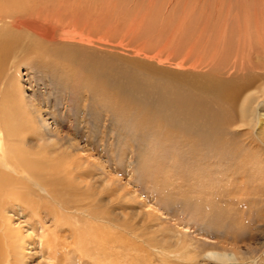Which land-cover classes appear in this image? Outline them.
<instances>
[{
	"label": "rangeland",
	"instance_id": "rangeland-1",
	"mask_svg": "<svg viewBox=\"0 0 264 264\" xmlns=\"http://www.w3.org/2000/svg\"><path fill=\"white\" fill-rule=\"evenodd\" d=\"M70 1L29 2L61 8L77 32L55 56L13 51L0 69V128L20 130L31 157L56 144L49 158L74 160L81 179L52 166L69 175L64 198L89 193L102 220L82 223L117 237L93 239V262L264 264V101L243 107L199 88L264 84V0H81L85 11ZM90 4L102 20L80 40L70 16L97 22ZM29 8L20 16H35ZM25 214L13 204L12 226L37 239Z\"/></svg>",
	"mask_w": 264,
	"mask_h": 264
},
{
	"label": "bare ground",
	"instance_id": "bare-ground-1",
	"mask_svg": "<svg viewBox=\"0 0 264 264\" xmlns=\"http://www.w3.org/2000/svg\"><path fill=\"white\" fill-rule=\"evenodd\" d=\"M32 1L40 2L41 0H0V69L2 67L5 68L7 63L11 59H14L12 54L16 49H19L21 52L28 51L26 56L34 54L46 57L55 56L56 52H54L53 45L61 43L66 39L65 37L72 36L73 32H77L75 28L68 29L71 31L68 34L64 26L66 19L64 17L67 14L63 13L61 8L54 12L51 11L52 9L44 10L40 5L39 8L30 10L28 4ZM53 1L56 2L58 0ZM59 1L63 4V0ZM64 3H73L75 8H82V11H85L83 9L85 6H83L81 0H71ZM88 6L94 12L96 11L91 4ZM28 8L31 12H36L35 16L29 14V16H20ZM98 12H95L97 22L92 20L88 15V18L83 17V15L81 17H73L74 14L70 16L75 26L77 23L79 25L81 23V25H84V28H87L85 30L82 27L83 29L78 34V39L85 40L84 36L98 29V22L101 23L100 20H102L100 18L102 15L100 16ZM66 21L68 20L66 19ZM25 40L29 41L26 42V46L24 45ZM25 48L26 50H24ZM259 56L258 59L261 58ZM252 87L253 81L250 78L246 82L231 81L199 86L200 90L224 99V101L230 104H234L238 99L242 98L240 101L243 107H251L250 105L252 104H260L264 101V84L258 88L252 89ZM199 109L201 111V108ZM199 116L197 114L194 118L200 120ZM13 127L14 125H11L9 121H3L2 128H0L1 130L4 128L3 131L0 130L2 133L0 134V264H73L72 260L74 258L72 255L74 256V254L78 256L76 264H96L93 262L94 257L97 258V254L101 250H98L99 244L96 243V240L93 241V239L99 237L103 240L101 242H112L113 240L106 239L103 231L105 230L106 232L108 228L100 227L96 224H92L89 226L90 228L85 227L84 224L90 221V219L94 222L102 220L101 213L97 209L94 210L92 208L93 204L88 201L90 200L88 199L89 196H87L90 195L89 193H85L84 197H78L79 201L86 199V203H75L64 198L65 192L62 177H68L69 175L62 176L60 172L54 170V167H52L60 162L64 164L62 166L64 167V173L74 171L75 175L79 176L71 168L74 165V160L68 162L59 158H49L48 156H51L53 153H58L59 150H55L57 148L56 144L52 147L51 152L45 153V158L31 157L34 153H28V151L21 148L25 138L19 135L23 133L16 128L13 129ZM13 141L17 142V145L9 146L8 143ZM68 157L70 158V155ZM81 177L79 176V179ZM13 204L18 206L21 213H26L25 216L29 213L28 217L33 218L35 221V223L28 220L26 222H29L31 225L37 224L40 227V233L36 234L37 239L30 234L23 236L21 229L12 226L9 213L12 211ZM110 221V218L106 220L108 223ZM115 229H118V227H115ZM115 231L113 232L115 233ZM68 238L71 239V244L74 245V248L66 245L65 241L67 242ZM116 240L117 237L113 242H116ZM37 244H41L42 251L47 250V257H41L42 259H40ZM71 244L69 242V245Z\"/></svg>",
	"mask_w": 264,
	"mask_h": 264
}]
</instances>
